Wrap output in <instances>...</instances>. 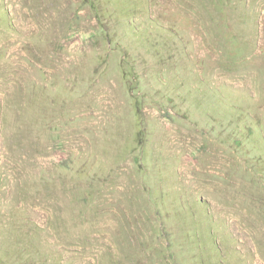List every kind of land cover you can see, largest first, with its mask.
Listing matches in <instances>:
<instances>
[{"label": "rangeland", "instance_id": "rangeland-1", "mask_svg": "<svg viewBox=\"0 0 264 264\" xmlns=\"http://www.w3.org/2000/svg\"><path fill=\"white\" fill-rule=\"evenodd\" d=\"M219 4L0 0V264H264V0Z\"/></svg>", "mask_w": 264, "mask_h": 264}, {"label": "trees", "instance_id": "trees-1", "mask_svg": "<svg viewBox=\"0 0 264 264\" xmlns=\"http://www.w3.org/2000/svg\"><path fill=\"white\" fill-rule=\"evenodd\" d=\"M211 1V3L212 4H214V5H220L219 3H222V2H224L225 0H210ZM219 8H223V6L221 5V7H219ZM198 237H199V235H198ZM197 239V238H196ZM198 240H199V238H198ZM198 240L196 241V246H197V248H201L202 247V245H200V241L198 242ZM199 264H205L203 261H200V263Z\"/></svg>", "mask_w": 264, "mask_h": 264}]
</instances>
